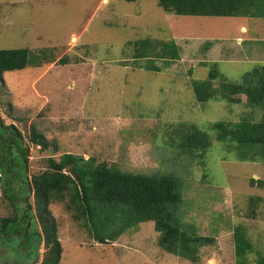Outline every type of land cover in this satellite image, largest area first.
I'll return each instance as SVG.
<instances>
[{"label": "rangeland", "instance_id": "rangeland-1", "mask_svg": "<svg viewBox=\"0 0 264 264\" xmlns=\"http://www.w3.org/2000/svg\"><path fill=\"white\" fill-rule=\"evenodd\" d=\"M238 20L169 13L158 0H0V49L29 48L40 62L0 79V115L30 148L29 178L66 153L136 174H174L182 186V223L212 240L192 261L164 250L148 221L102 244L66 202L56 201L50 210L60 264H236L238 226L254 246L249 260L264 255V186L251 184L264 182V162L237 161L207 127L263 120L264 109L250 107L244 94L236 102L199 103L192 88L212 69L240 82L264 64V18H240V29ZM143 39L175 40L180 59L157 60L161 71L140 68L134 42ZM185 124L213 137L205 160L180 146ZM34 134L48 148L36 145ZM1 186L0 180V224L15 215ZM45 250L42 242L40 261ZM9 255L0 246V264L14 263Z\"/></svg>", "mask_w": 264, "mask_h": 264}, {"label": "trees", "instance_id": "trees-1", "mask_svg": "<svg viewBox=\"0 0 264 264\" xmlns=\"http://www.w3.org/2000/svg\"><path fill=\"white\" fill-rule=\"evenodd\" d=\"M158 5L177 15L264 18V0H158ZM134 45V59L144 61L139 67L148 71H161L157 60L169 63L180 59L181 48L175 40L143 39ZM37 59L29 48L0 49V79L5 72L40 65ZM215 80H219L218 86ZM192 88L199 103L236 102L237 96L244 94L250 107L263 110L264 64L245 73L240 82L230 81L212 69L207 79H194ZM207 127L216 141L231 147L237 161L264 162V119L217 121ZM178 131L184 151L205 160L213 140L208 130L185 124ZM32 141L42 148L49 146L47 140L35 134ZM29 157L23 133L14 124L5 123L0 115L1 187L15 210L13 218H5L0 224V246H5L6 253L14 259L12 264H60L62 244L50 210L56 201L66 202L73 217L102 244L116 242L126 231L148 221L155 222L160 246L176 256L197 261L200 248L212 242L190 233L182 223V186L174 174H136L97 163L94 158L66 153L59 162L51 158L50 169L29 178ZM255 182L264 186L259 180L251 184ZM250 203L256 208L255 200ZM234 237L236 264H264V255L255 262L249 260L254 246L242 226L236 228ZM42 242L46 250L40 261Z\"/></svg>", "mask_w": 264, "mask_h": 264}, {"label": "crops", "instance_id": "crops-1", "mask_svg": "<svg viewBox=\"0 0 264 264\" xmlns=\"http://www.w3.org/2000/svg\"><path fill=\"white\" fill-rule=\"evenodd\" d=\"M236 19H239L238 21H240V18H236ZM261 19H263V18H261ZM241 25H242V22L240 21L237 28L238 29L242 28Z\"/></svg>", "mask_w": 264, "mask_h": 264}]
</instances>
